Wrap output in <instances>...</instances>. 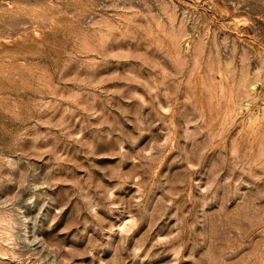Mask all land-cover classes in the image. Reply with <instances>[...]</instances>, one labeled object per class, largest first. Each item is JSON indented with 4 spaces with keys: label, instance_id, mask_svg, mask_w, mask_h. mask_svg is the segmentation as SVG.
Returning a JSON list of instances; mask_svg holds the SVG:
<instances>
[{
    "label": "rangeland",
    "instance_id": "1",
    "mask_svg": "<svg viewBox=\"0 0 264 264\" xmlns=\"http://www.w3.org/2000/svg\"><path fill=\"white\" fill-rule=\"evenodd\" d=\"M0 264H264V0H0Z\"/></svg>",
    "mask_w": 264,
    "mask_h": 264
}]
</instances>
